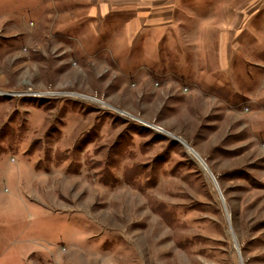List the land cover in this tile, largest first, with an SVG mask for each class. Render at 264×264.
I'll return each instance as SVG.
<instances>
[{"label":"rangeland","instance_id":"rangeland-1","mask_svg":"<svg viewBox=\"0 0 264 264\" xmlns=\"http://www.w3.org/2000/svg\"><path fill=\"white\" fill-rule=\"evenodd\" d=\"M162 5L0 0V264H264V47Z\"/></svg>","mask_w":264,"mask_h":264},{"label":"crops","instance_id":"crops-1","mask_svg":"<svg viewBox=\"0 0 264 264\" xmlns=\"http://www.w3.org/2000/svg\"><path fill=\"white\" fill-rule=\"evenodd\" d=\"M165 1L162 0L164 9L156 10L148 19V26L151 30H159L162 40L171 38V32L187 31L193 32V45L198 48H233L237 47V42H241V47H264V0H215L205 18L198 20L197 14H193L198 22L188 27L173 23L174 8L170 0ZM128 29L136 31L133 24ZM213 40L215 43H211Z\"/></svg>","mask_w":264,"mask_h":264},{"label":"bare ground","instance_id":"bare-ground-1","mask_svg":"<svg viewBox=\"0 0 264 264\" xmlns=\"http://www.w3.org/2000/svg\"><path fill=\"white\" fill-rule=\"evenodd\" d=\"M186 146H187V144H185ZM187 148H189V147H187ZM189 150V152L192 154V155H194V156H196L197 158H198V155H197V153L195 152V151H193L192 149H188Z\"/></svg>","mask_w":264,"mask_h":264},{"label":"water","instance_id":"water-1","mask_svg":"<svg viewBox=\"0 0 264 264\" xmlns=\"http://www.w3.org/2000/svg\"><path fill=\"white\" fill-rule=\"evenodd\" d=\"M189 149V148H188Z\"/></svg>","mask_w":264,"mask_h":264}]
</instances>
